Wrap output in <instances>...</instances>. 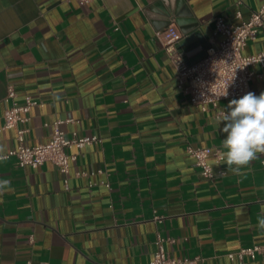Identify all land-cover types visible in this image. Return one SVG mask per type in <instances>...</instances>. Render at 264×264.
Segmentation results:
<instances>
[{
	"label": "crops",
	"instance_id": "1",
	"mask_svg": "<svg viewBox=\"0 0 264 264\" xmlns=\"http://www.w3.org/2000/svg\"><path fill=\"white\" fill-rule=\"evenodd\" d=\"M263 3L0 0V181H9L0 190V264H147L159 236L171 256L196 264H264L259 255L229 256L264 244L262 155L241 174L210 155L227 173L202 174L187 150L223 151L225 122L217 118L232 99L206 110L192 104L156 34L177 22L178 9L215 43L218 16L238 24ZM185 36L176 44L184 55ZM263 51L260 29L243 53ZM251 69V86L263 89L264 64ZM28 95L41 104L3 128L5 111ZM60 119L67 133L102 139L77 150L68 174L52 161L32 167L3 157L17 146L19 127L35 145Z\"/></svg>",
	"mask_w": 264,
	"mask_h": 264
},
{
	"label": "built area",
	"instance_id": "2",
	"mask_svg": "<svg viewBox=\"0 0 264 264\" xmlns=\"http://www.w3.org/2000/svg\"><path fill=\"white\" fill-rule=\"evenodd\" d=\"M79 1L89 3L95 0ZM215 28V34H221L222 38L209 44L205 55L193 62H189L185 55L177 50L176 44L182 38L183 32L176 21H170L156 31L157 37L173 58L180 86L184 87L190 102L203 110L209 106L216 107L223 100L239 99L250 91L257 96L264 92V88L256 90L251 86L254 74L251 66L256 63L264 64V51L250 55L243 53L248 41L255 40L259 30H264V3L259 9L252 11L247 20L238 24L227 22L225 17L218 16ZM225 92H227L226 96ZM15 95L14 87L9 86L7 97L14 98ZM39 104L40 101L30 95L26 97V103L23 105L13 103L3 115V128L19 126L29 119L26 113L31 107ZM64 121L66 120L54 121L50 139L35 145L26 144V128L19 127L17 146L3 157H15L21 166L32 167L52 161L63 173L68 174L71 163L78 158L77 150L90 144L100 143L102 139L96 134H79L78 131L67 133L62 128ZM187 151L207 178L213 179L227 173L222 166L215 169L209 162V156L215 155L217 162L220 163V150L191 146ZM262 165L264 167V155H262ZM90 185H93V182H90ZM157 218L161 220V217ZM167 240L172 241L171 238ZM165 241V238L158 237L157 249L147 264H196L197 258L171 256L165 248ZM247 255L251 257L259 255L264 260V244L242 248L229 254L231 258L238 256L240 259Z\"/></svg>",
	"mask_w": 264,
	"mask_h": 264
},
{
	"label": "clouds",
	"instance_id": "3",
	"mask_svg": "<svg viewBox=\"0 0 264 264\" xmlns=\"http://www.w3.org/2000/svg\"><path fill=\"white\" fill-rule=\"evenodd\" d=\"M221 122H225L222 131L227 134L222 140L221 161L226 163L228 172L241 174V169L264 155V92L257 96L250 91L232 99L228 111H221L217 118L218 126ZM8 184L7 180L0 181V190ZM257 220V227L264 230V215Z\"/></svg>",
	"mask_w": 264,
	"mask_h": 264
},
{
	"label": "water",
	"instance_id": "4",
	"mask_svg": "<svg viewBox=\"0 0 264 264\" xmlns=\"http://www.w3.org/2000/svg\"><path fill=\"white\" fill-rule=\"evenodd\" d=\"M175 12L178 15L177 22L181 25L182 31L186 35L183 41L180 42L186 54V59L189 62H193L202 58L206 53V49L209 47V43L202 38L200 30H195L197 24L193 19H189L184 15V18L181 19L180 17L182 14H180L179 10L177 9ZM189 22H191L192 25L188 26ZM193 29L194 31L191 32Z\"/></svg>",
	"mask_w": 264,
	"mask_h": 264
}]
</instances>
